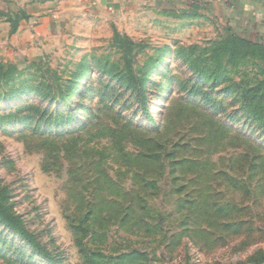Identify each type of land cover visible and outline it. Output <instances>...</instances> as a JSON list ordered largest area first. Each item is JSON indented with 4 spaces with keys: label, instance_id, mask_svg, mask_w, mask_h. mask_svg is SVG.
I'll return each instance as SVG.
<instances>
[{
    "label": "rangeland",
    "instance_id": "1",
    "mask_svg": "<svg viewBox=\"0 0 264 264\" xmlns=\"http://www.w3.org/2000/svg\"><path fill=\"white\" fill-rule=\"evenodd\" d=\"M54 1L0 0V264H264V29Z\"/></svg>",
    "mask_w": 264,
    "mask_h": 264
},
{
    "label": "crops",
    "instance_id": "2",
    "mask_svg": "<svg viewBox=\"0 0 264 264\" xmlns=\"http://www.w3.org/2000/svg\"><path fill=\"white\" fill-rule=\"evenodd\" d=\"M140 0H68L67 3L56 4L50 2L51 6H56L60 11V16L67 9L92 8L96 11V16L107 15L112 11H121L136 5ZM182 3L191 11L214 12L220 10H238L249 14L253 19V25L264 29V0H175ZM45 7V5H44ZM46 8V7H45ZM99 14V15H98ZM58 16V15H56Z\"/></svg>",
    "mask_w": 264,
    "mask_h": 264
},
{
    "label": "trees",
    "instance_id": "3",
    "mask_svg": "<svg viewBox=\"0 0 264 264\" xmlns=\"http://www.w3.org/2000/svg\"><path fill=\"white\" fill-rule=\"evenodd\" d=\"M16 229L19 230L21 233H25V231L20 226H17Z\"/></svg>",
    "mask_w": 264,
    "mask_h": 264
}]
</instances>
